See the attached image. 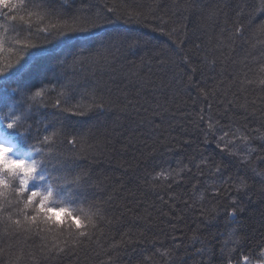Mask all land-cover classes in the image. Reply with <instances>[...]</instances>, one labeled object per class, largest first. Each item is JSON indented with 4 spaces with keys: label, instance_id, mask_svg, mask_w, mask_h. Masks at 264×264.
<instances>
[{
    "label": "trees",
    "instance_id": "trees-1",
    "mask_svg": "<svg viewBox=\"0 0 264 264\" xmlns=\"http://www.w3.org/2000/svg\"><path fill=\"white\" fill-rule=\"evenodd\" d=\"M258 4L259 0H69L66 6L69 12L82 9L90 15L99 13L106 21L100 31L113 38L106 60L76 68L74 102L88 104L91 94L95 93L97 98L104 97L111 104L103 111L92 110L85 116H72L51 107L57 94L51 92L44 98L48 107L40 111L56 113L60 117L57 123L85 138L83 158L78 163L90 174L94 185L90 191L95 194L106 218L113 223L103 229L100 247L93 243L88 249L80 250L75 256L62 257L55 264H105L107 250L114 243L120 244L122 239L125 243L113 250L111 264H165V260L168 264H200L193 249L201 245L193 244V235L200 236L213 250L211 264H224L220 248L233 227L245 236V243L238 251L254 253L258 245L264 243V200L260 196L259 178L249 180L247 195L224 184L219 197L214 198L206 192L204 201L198 202L195 208L184 203L191 197L194 179L200 182L201 188H206L205 182L219 183L229 176L233 179L238 175L253 176L251 169L239 159L222 153L211 136L209 142L204 143L206 122L199 120V114L203 109L205 117L211 115L218 119L224 128L232 123L229 117L249 127L264 123L260 118L264 112V104L258 99L260 89L250 86L246 92H237V85L232 84L233 72L239 70V62L245 57H248V75L254 76L259 71L264 34L258 29L264 24V13L254 11ZM109 7L116 10L109 12ZM153 7L155 11H151ZM240 8L244 9L240 17L244 39L235 43L231 55L236 63H228L221 77L220 65L215 71H208L203 57L206 49L215 44L221 30L231 27ZM127 11L142 15L139 20L130 19ZM12 23L0 18V24H5V28L0 29V37L5 41V50L0 53L2 63L15 59L14 53L9 51L12 41L27 38L24 33L13 32ZM15 24L22 26L20 21ZM56 43L44 45V48H54ZM185 56L188 63L183 59ZM253 57L257 58L256 62ZM193 67L197 69L195 73ZM48 79L51 83L46 87L59 90L60 83L51 76ZM221 79L232 84L227 98L231 99V93L237 92V104L230 105L227 114L220 103L224 96L217 92L215 97L209 96L206 100L198 88L211 91ZM245 96L250 107V102L256 99L255 114L244 113L238 106L244 103ZM126 98L139 101V104L125 107ZM157 103L163 106L161 114L152 116L153 124L149 126L144 119L147 115L144 108L151 111V106ZM262 144L264 140L253 141L257 149ZM58 147L63 151L72 148L67 143ZM29 150L23 148L24 152ZM201 154L224 161L226 169L222 176H209L205 170L203 176L185 174L183 181L173 183L170 188L151 187L159 183L152 181L155 172L178 169ZM254 163L258 170H264V161ZM195 171L193 169V173ZM173 194L177 197L174 202L170 199ZM233 198L246 206L236 224L228 220L224 211ZM59 208L57 204L55 211L57 217L62 218L65 214ZM205 217H210L211 221ZM6 242L0 239V246ZM166 250L171 252L170 259L160 255ZM235 255L233 253V264H236ZM148 257L151 259H146Z\"/></svg>",
    "mask_w": 264,
    "mask_h": 264
},
{
    "label": "snow or ice",
    "instance_id": "snow-or-ice-1",
    "mask_svg": "<svg viewBox=\"0 0 264 264\" xmlns=\"http://www.w3.org/2000/svg\"><path fill=\"white\" fill-rule=\"evenodd\" d=\"M68 3L69 0L60 3L57 0H0V18L13 22L11 30L24 33L27 37L12 41L9 51L14 53V60L0 62V239L7 241L6 245L0 246V264H55L62 257L75 256L80 250L88 249L93 243L100 247L103 229L113 223L106 218L95 200V194L90 191L94 186L90 174L78 163L83 158L85 138L57 123L60 117L56 113L40 111L48 107L44 98L51 92L57 93L51 107L72 116H85L92 110L103 111L111 104L104 97L97 98L95 93L91 94L88 104L74 102L72 92L77 83L74 76L76 68L106 60L113 38L100 31L106 21L99 13L90 15L82 9L69 12ZM115 10L114 7L108 8L109 12ZM254 11L264 13V0H259ZM126 15L139 20L142 13L127 11ZM243 15L244 9H238L231 27L222 29L215 44L206 49L203 64L208 71H215L219 64L220 76L223 77L228 63H236L231 54L235 43L244 39V24L240 19ZM17 21L22 22V26H17ZM4 28L5 24H0V29ZM258 31L264 34V24L259 26ZM54 42H57L56 47L44 48V45ZM4 50L5 41L0 37V53ZM183 59L189 62L186 56ZM247 59L245 57L239 62L240 68L233 72L232 84L237 85V92H246L250 86L258 87L261 92L258 99L264 104V51L258 60L259 71L254 76H249L246 71ZM253 61L256 62L257 58L253 57ZM196 71L193 67L192 72ZM49 76L60 83L59 90L46 87L51 83ZM188 80L191 82L192 77L189 76ZM232 84L221 79L211 91L198 88L206 100L209 96L215 97L217 92L224 96L220 103L227 114L231 110L229 106L237 104V92L231 93V99L227 98ZM250 103L252 107L245 96L244 103L238 106L244 113L255 114L256 99ZM138 104L139 101L125 100V107H136ZM162 107L157 103L151 106V111L144 108L147 113L144 119L149 126L153 124L151 117L160 115ZM260 118L264 121V112ZM229 119L232 123L224 128L218 119L211 115L205 117L201 109L199 120L206 122L204 143H208L211 136L222 153L239 159L242 165L251 169L253 176L238 175L235 179L229 176L219 183L205 182L206 188H201L200 182L194 179L191 197L184 201L188 207L195 208L198 202L202 203L206 192L214 198L219 197L224 184L247 195L249 180L256 178L262 186L260 196L264 200V170H258L254 163L264 161V144L260 149L253 145L255 140H264V123L249 127L246 123L239 124L231 117ZM63 143L72 148L61 150L58 145ZM23 148L30 150L24 152ZM225 169L223 160L216 161L201 154L198 159L193 157L189 164L178 169L155 172L152 181L159 183H153L151 187L170 188L173 183L183 181L185 174L203 176L205 170L209 176H222ZM160 199L163 200V196ZM170 199L174 202L177 197L173 194ZM57 204L60 205L59 211L65 214L62 218L57 217ZM224 211L228 220L236 224L245 213L246 206L243 201L233 198ZM205 219L211 221L210 217ZM191 239L194 245H201L193 249L200 258V264H211L213 250L205 245L200 236L193 235ZM123 243L122 239L120 244L111 245L105 264H111L113 250ZM244 243L245 236L233 227L220 248L224 264H233V253L236 254V264H264V243L258 245L254 253L238 251ZM160 255L170 259L171 252L166 250Z\"/></svg>",
    "mask_w": 264,
    "mask_h": 264
}]
</instances>
